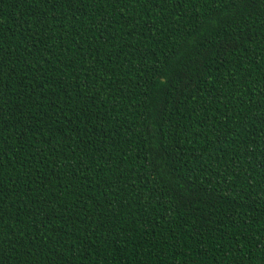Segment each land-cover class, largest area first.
Returning <instances> with one entry per match:
<instances>
[{
  "label": "trees",
  "instance_id": "1",
  "mask_svg": "<svg viewBox=\"0 0 264 264\" xmlns=\"http://www.w3.org/2000/svg\"><path fill=\"white\" fill-rule=\"evenodd\" d=\"M0 264H264V0H0Z\"/></svg>",
  "mask_w": 264,
  "mask_h": 264
}]
</instances>
